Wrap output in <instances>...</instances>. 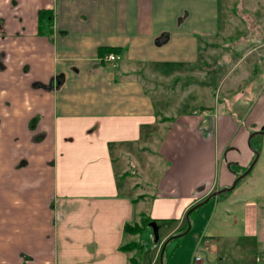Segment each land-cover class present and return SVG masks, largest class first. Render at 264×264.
<instances>
[{
	"label": "crops",
	"instance_id": "obj_1",
	"mask_svg": "<svg viewBox=\"0 0 264 264\" xmlns=\"http://www.w3.org/2000/svg\"><path fill=\"white\" fill-rule=\"evenodd\" d=\"M256 1L254 20L236 23L233 0L222 2L224 20L219 0H0V264H142L124 228L144 217L163 221L146 262L159 264L161 243L186 229L190 207L233 183V166L253 155L249 134L264 126V0ZM40 10L52 13L42 33ZM246 43L260 68L241 73V85L225 73L231 97L191 107L187 95L173 99L168 87L183 79L207 87L190 75L212 49L224 46L228 61L230 45ZM101 47L120 48L118 61L100 63ZM260 195L237 216L235 199L220 209L218 197L208 201L166 245L163 264H191L195 254L203 264H264Z\"/></svg>",
	"mask_w": 264,
	"mask_h": 264
},
{
	"label": "rangeland",
	"instance_id": "obj_2",
	"mask_svg": "<svg viewBox=\"0 0 264 264\" xmlns=\"http://www.w3.org/2000/svg\"><path fill=\"white\" fill-rule=\"evenodd\" d=\"M233 1L235 4V9L233 12H230L227 14L231 15L236 20V23L244 21V20H247V21L254 20V16L258 15L257 7H256L258 1L256 0H233ZM222 2H224V0H222ZM222 2L219 0L220 20H224V17L226 16V13L223 12L224 7L222 5ZM239 2H241V5L237 7V4ZM252 7H256V9H253ZM219 42L221 43V40H219ZM228 42L229 40L225 39V43H228ZM254 46L256 45H253L252 43H246L243 45H230V47L234 48V51L231 54H229L228 61L226 60L224 56L225 55L224 46L220 45V47L212 49L211 52L207 53L208 54L207 57L209 58V59L207 58L206 60L207 67L206 68L201 67V69L194 71V73L190 75L191 78H194L198 82L200 81L205 82V83L210 84V86L208 84H207V87L201 86L199 85V83H197V86L196 85L193 86V85H190L189 82H186V81L184 82V79H183L182 82L178 81L176 85H173L172 88L170 86L168 87L170 88V90L172 89L171 91L173 93V99L177 101L182 100L181 97L183 95H187L185 97H187V102L191 104L189 105V107H191V106L203 104L205 100L209 101L210 98H212L215 103V99H218L219 97L220 98L231 97L233 92L230 89L227 90L225 88L226 82L222 84L221 80L223 79L225 81L226 77H224V74L229 71H233L232 75L234 77L232 78V82L230 83H232V85H236V84L241 85L242 83H240V81L238 80V78L241 77V73H243L244 75H248V77H251L253 74L252 72L254 71L253 69L260 68L259 66L253 67L254 61L255 62L257 61V54H258L256 51H253V49H251ZM109 54H113V53H108L106 55H109ZM204 54L205 52L202 54L203 58H205ZM106 55H104V57ZM212 60L218 66L215 67V65L212 63ZM117 61L118 59L115 61V63ZM216 70H218V76L212 78L211 74L213 72L216 73ZM144 72H147V70L146 71L144 70ZM142 77H143L144 82L148 86L153 84L150 80H146L147 76L144 75ZM171 79H174V78H171ZM190 88H193V91H194L192 97L191 96L189 97L190 94L192 95V93H190L191 91ZM213 115L215 116L216 113H214ZM251 145H252V148L258 153V159L255 165L253 166L251 171L246 176H244L231 191L223 192L222 194L217 196L218 201H219L218 205L216 206L217 209H220V207H224V203L221 202L222 199H226V198L235 199L234 204L232 206L229 205L230 207H232L233 216H237L238 214L241 215L242 214L241 209L246 203L251 204V205L252 204L258 205L259 198L261 197L260 191L264 190V135H257L253 139H251ZM150 149L153 151L149 153L153 154L155 151L154 148L151 146ZM230 150H233L232 146H229L227 149H225L226 152ZM152 154H146L144 156L147 163L152 164V166L161 164L162 163L161 159L157 156V154H155L156 156L151 157ZM136 156L142 161V158L140 155L137 154ZM148 175L150 177L149 180H154L157 178L158 173L156 171H149ZM139 178H141L139 187L142 188V190H146L148 187H146V184L142 182V180H145V179H143L142 175H140ZM119 179H121L123 182L122 175H120ZM119 186H121L120 182H119ZM129 190L132 191V188ZM241 198H243L244 200H242ZM211 201H214V199H211L210 203ZM236 201H241L242 206L236 203ZM203 206L199 207L198 210H200ZM60 210L64 211V207L61 208ZM196 213L193 212L191 217H194V214L196 215ZM252 213L254 214L253 211L246 210V214L249 220L248 222H251L252 227H253V225L255 224V219H252L250 217ZM141 222H142V219H140L139 223L137 224L135 223L131 226L132 227L136 225L140 226ZM201 223H203V221ZM241 223H242V220L239 222L240 226H241ZM162 226H163L162 223H156V227H160L162 229ZM139 228H140L139 231H136L135 229H133V231L131 232V235L135 236V238H131V240H135V241L130 242L129 245H130V249L139 250L140 248H142V251L137 253V256H140V258L142 259V264H146V262L149 261V258H150L149 256L150 254H152L156 243L154 242L153 229L149 226V224L146 226L141 225ZM161 229L158 228L157 230L158 235L161 233ZM181 238L182 237H180L179 240ZM172 243L173 242L170 243V246L168 244L169 246V247L167 246L168 251L171 249V246L174 245ZM203 258H205V253H203Z\"/></svg>",
	"mask_w": 264,
	"mask_h": 264
},
{
	"label": "water",
	"instance_id": "obj_3",
	"mask_svg": "<svg viewBox=\"0 0 264 264\" xmlns=\"http://www.w3.org/2000/svg\"><path fill=\"white\" fill-rule=\"evenodd\" d=\"M165 38L163 36L159 37L157 39V44H159L162 40H164ZM257 135H264V126H262L260 129L252 131L247 139V145L250 148V150L253 152L254 157L252 159V161L250 162V164L248 165V167L246 168V170L241 173L240 175H238L235 180L233 181V183L228 186V187H224L218 190L213 191L212 193H210L209 195H207L204 199L200 200L199 202H197L196 204H194L192 207H190L187 212L185 213V222H186V229L177 234V235H173L169 238H167L162 244H161V248L159 251V264H163V253H164V249L166 247V245L168 244L169 241H171L174 238L177 237H181L184 236L187 232H189L190 228H191V220L189 219V214H191L193 211H195L196 209H198L199 207L203 206L204 204H206L208 201H210L211 199L219 196L220 194H222L223 192H229L231 191L236 185L237 183L244 177L246 176L251 169L253 168V166L255 165L257 159H258V153L252 148L250 141L251 139H253L255 136ZM149 226L153 229V234H154V242L157 243L158 242V234H157V230L158 227H156V223L155 222H150Z\"/></svg>",
	"mask_w": 264,
	"mask_h": 264
},
{
	"label": "trees",
	"instance_id": "obj_4",
	"mask_svg": "<svg viewBox=\"0 0 264 264\" xmlns=\"http://www.w3.org/2000/svg\"><path fill=\"white\" fill-rule=\"evenodd\" d=\"M51 19H52V13L50 12V11H48V10H40L39 12H38V20H39V31H40V33H42V30L40 29L41 27H42V25L45 27V26H47V28H49L50 29V27H51ZM108 53H113V54H115V55H119L120 53H121V49L120 48H118V47H101V48H99L98 49V56H99V60L101 61L100 63H103V62H105L104 60H103V57H104V55H106V54H108ZM250 144H251V141H250ZM252 146V145H251ZM253 157H254V154L252 155V158H251V160H250V162L252 161V159H253ZM250 162L248 163V165L250 164ZM248 165L247 166H245V167H242V169L239 167H237V166H233V168H234V170L236 169L237 170V172L234 174L235 175V178L238 176V175H240L241 173H243L245 170H246V168L248 167ZM235 170V171H236ZM196 211V210H195ZM195 211H193V212H195ZM192 212V213H193ZM192 213L191 214H189V219L191 220V215H192ZM149 222H155V223H162L163 221H155V220H151V219H149V218H147V217H144V218H142V222H141V224H140V226L142 225V226H146L147 224H149ZM139 225H136V226H134V227H132L131 225H128V226H126L125 228H124V230L126 231V232H128V233H131L132 231H133V229H135L136 231H139L140 230V227ZM186 228V223H185V226L184 227H182L180 230H183V229H185ZM169 243V242H168ZM126 248H130V245L129 244H127L126 245ZM166 248V247H165ZM128 264H138L137 263V260L135 259V258H130L129 260H128Z\"/></svg>",
	"mask_w": 264,
	"mask_h": 264
},
{
	"label": "built area",
	"instance_id": "obj_5",
	"mask_svg": "<svg viewBox=\"0 0 264 264\" xmlns=\"http://www.w3.org/2000/svg\"><path fill=\"white\" fill-rule=\"evenodd\" d=\"M117 59H118L117 55L109 54V55H106L103 60L105 62L115 63ZM191 264H203V261L198 254H195L192 256Z\"/></svg>",
	"mask_w": 264,
	"mask_h": 264
}]
</instances>
